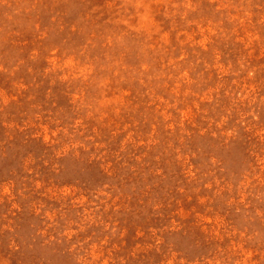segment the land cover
<instances>
[{"label": "rangeland", "instance_id": "374dc122", "mask_svg": "<svg viewBox=\"0 0 264 264\" xmlns=\"http://www.w3.org/2000/svg\"><path fill=\"white\" fill-rule=\"evenodd\" d=\"M0 264H264V0H0Z\"/></svg>", "mask_w": 264, "mask_h": 264}]
</instances>
